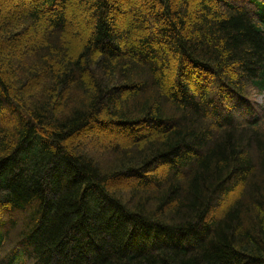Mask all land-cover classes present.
I'll return each mask as SVG.
<instances>
[{
	"label": "trees",
	"instance_id": "1",
	"mask_svg": "<svg viewBox=\"0 0 264 264\" xmlns=\"http://www.w3.org/2000/svg\"><path fill=\"white\" fill-rule=\"evenodd\" d=\"M256 94L264 0H0V264H264Z\"/></svg>",
	"mask_w": 264,
	"mask_h": 264
},
{
	"label": "rangeland",
	"instance_id": "2",
	"mask_svg": "<svg viewBox=\"0 0 264 264\" xmlns=\"http://www.w3.org/2000/svg\"><path fill=\"white\" fill-rule=\"evenodd\" d=\"M254 98L257 100V102H259V103H264V94L262 95V94H256L255 96H254ZM137 129H139V126L137 127ZM140 133V132H139ZM92 137V136H91ZM116 134H113V133H110L109 134V138H106V137H92L91 139L92 140H95V141H91V140H89V141H91V142H88V146H91V148L90 149H93L92 151V153H94V156H95V154H101L102 152H103V150H104V148H103V146H104V144H106L107 143V141H109V140H111V139H114L115 138V140H116ZM102 139V141H100ZM127 139H131V138H127ZM103 144V145H102ZM103 149V150H102ZM107 151H108V149H106ZM97 156H101V157H103L102 155H97ZM162 174V173H161Z\"/></svg>",
	"mask_w": 264,
	"mask_h": 264
}]
</instances>
